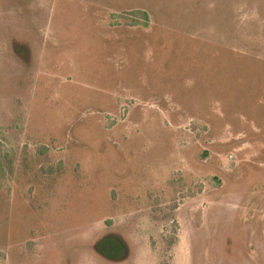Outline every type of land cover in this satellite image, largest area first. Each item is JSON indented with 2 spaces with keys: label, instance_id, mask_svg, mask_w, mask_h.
I'll use <instances>...</instances> for the list:
<instances>
[{
  "label": "rangeland",
  "instance_id": "1",
  "mask_svg": "<svg viewBox=\"0 0 264 264\" xmlns=\"http://www.w3.org/2000/svg\"><path fill=\"white\" fill-rule=\"evenodd\" d=\"M0 264H264V0H0Z\"/></svg>",
  "mask_w": 264,
  "mask_h": 264
},
{
  "label": "trees",
  "instance_id": "2",
  "mask_svg": "<svg viewBox=\"0 0 264 264\" xmlns=\"http://www.w3.org/2000/svg\"><path fill=\"white\" fill-rule=\"evenodd\" d=\"M142 13L144 14L145 12L143 11ZM144 15H146V14H144Z\"/></svg>",
  "mask_w": 264,
  "mask_h": 264
}]
</instances>
